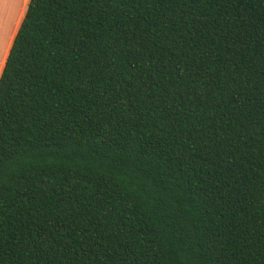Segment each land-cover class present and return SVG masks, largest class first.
Wrapping results in <instances>:
<instances>
[{"label": "trees", "instance_id": "obj_1", "mask_svg": "<svg viewBox=\"0 0 264 264\" xmlns=\"http://www.w3.org/2000/svg\"><path fill=\"white\" fill-rule=\"evenodd\" d=\"M0 264H264V0H29Z\"/></svg>", "mask_w": 264, "mask_h": 264}, {"label": "crops", "instance_id": "obj_2", "mask_svg": "<svg viewBox=\"0 0 264 264\" xmlns=\"http://www.w3.org/2000/svg\"><path fill=\"white\" fill-rule=\"evenodd\" d=\"M28 1L29 0H4L2 3L1 0L0 8H2L1 10L6 13V18H4V23L0 25V73ZM11 12L14 13V20L12 28L10 29V21H8V19H10L9 15ZM18 12L19 17H17ZM0 22H2V20Z\"/></svg>", "mask_w": 264, "mask_h": 264}, {"label": "rangeland", "instance_id": "obj_3", "mask_svg": "<svg viewBox=\"0 0 264 264\" xmlns=\"http://www.w3.org/2000/svg\"><path fill=\"white\" fill-rule=\"evenodd\" d=\"M4 0H2L3 3ZM0 5H1V0H0ZM1 7V6H0ZM2 8H0V21L2 20V22H0V25L4 23V18H6V13L4 11L1 10ZM10 19H8V21H10V29L12 28V23L14 20V13H10L9 15ZM17 17H19V12L17 13ZM7 30H8V25H7Z\"/></svg>", "mask_w": 264, "mask_h": 264}, {"label": "bare ground", "instance_id": "obj_4", "mask_svg": "<svg viewBox=\"0 0 264 264\" xmlns=\"http://www.w3.org/2000/svg\"><path fill=\"white\" fill-rule=\"evenodd\" d=\"M1 74V73H0Z\"/></svg>", "mask_w": 264, "mask_h": 264}]
</instances>
